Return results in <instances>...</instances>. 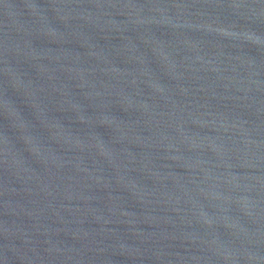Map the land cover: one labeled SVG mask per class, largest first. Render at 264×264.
Here are the masks:
<instances>
[{"label": "water", "instance_id": "obj_1", "mask_svg": "<svg viewBox=\"0 0 264 264\" xmlns=\"http://www.w3.org/2000/svg\"><path fill=\"white\" fill-rule=\"evenodd\" d=\"M0 264H264V0H0Z\"/></svg>", "mask_w": 264, "mask_h": 264}]
</instances>
